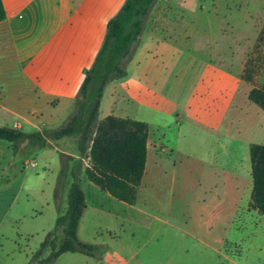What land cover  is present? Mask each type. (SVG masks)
<instances>
[{
	"label": "rangeland",
	"instance_id": "374dc122",
	"mask_svg": "<svg viewBox=\"0 0 264 264\" xmlns=\"http://www.w3.org/2000/svg\"><path fill=\"white\" fill-rule=\"evenodd\" d=\"M200 3L198 8H186H196L194 27L188 41L174 51L173 70L154 76L156 92L164 102L127 106L137 120L151 127L150 153L137 208L128 213L117 204L110 211L116 215L114 223L103 221L106 216L98 222L95 216L83 228L86 234H94L95 243H88L103 245L104 264L114 262L111 257L116 250L125 251L121 264H264V229H256L259 215L247 216L245 224L239 222L246 181L237 176L230 177L228 184L212 181L222 168L229 176L252 170L247 144L264 145V112L247 98L249 90L264 83V0ZM180 25L189 27L184 22ZM209 62L235 73L240 68L244 81L218 93L213 104L199 94ZM199 98L205 104L203 116L190 109ZM162 133H167L170 143L161 140ZM58 147L77 149L73 138L63 139ZM23 149L15 154L12 144L0 140V264H28L54 230L58 209H68L69 187L63 190L59 206L54 199L60 155L45 157L42 151ZM82 183L86 187L89 181ZM226 185H232V191ZM102 206L111 209L106 203ZM108 228L118 242L104 231Z\"/></svg>",
	"mask_w": 264,
	"mask_h": 264
},
{
	"label": "crops",
	"instance_id": "0c3cea01",
	"mask_svg": "<svg viewBox=\"0 0 264 264\" xmlns=\"http://www.w3.org/2000/svg\"><path fill=\"white\" fill-rule=\"evenodd\" d=\"M125 1L2 0L6 17L0 22V127L18 128L25 132L51 130L59 127L61 122L70 116L74 110L77 93L85 79V73L92 66L103 45L108 22L119 12ZM200 1L192 2L193 4H190V0H168L167 2L159 0L157 2L147 21L141 43L128 64V75L111 82L105 89L100 108L101 120L108 116L137 120L135 112L133 113V110L127 107L130 103L153 106L155 102H164L162 95L160 97L156 92L158 82L154 76L159 74L162 76V72L171 68L173 70L174 51L179 43L188 41L190 38L189 33L194 27L196 10L192 7H200ZM170 6L173 7L172 11L169 10ZM190 6H192L191 10L186 9ZM183 22L188 24L189 27L186 29L189 31L180 27ZM205 70H207V78L200 81L203 85L199 88V94L207 97L205 102L208 101L209 104L218 93L226 92L232 83L244 85L241 73L238 72V70L241 71L240 68L235 73L227 67L209 62L205 65ZM249 92H247V98ZM202 99L199 98V101H192L190 104V109L197 116L202 115L203 106H205ZM150 134L149 126L148 154L150 153ZM166 137L167 133L161 134V140L170 143ZM59 142L42 151L45 157L47 153L55 157L65 152L78 158L76 150L61 151L58 147ZM253 144L257 143L247 144L249 159L250 147ZM170 146L174 148L173 143ZM22 147L34 149L28 142L21 143L20 150ZM158 159H156V165L160 164ZM36 166L35 163L33 168ZM218 173H215L212 179L214 184L232 183L231 178L236 176L246 181L242 199L244 206H239L238 211L242 209L239 222L245 224L248 220L247 216L252 217L253 214H258L259 227L256 229L262 227L264 229V217L249 206L253 187L252 170L248 169L246 174L239 171L238 175L229 176L230 172L222 168ZM82 180L88 181L85 175ZM93 185L89 182L84 187L82 183L87 208L80 221L78 234L81 240L95 243L92 237L94 234L84 232L85 225L88 226L95 216L98 222L100 216H106L102 218L103 221L108 220L114 223L116 215L111 214L110 211L115 210L118 204L122 211L131 213L137 208L138 198L135 205H129L116 200ZM225 189L232 191V185L230 187L226 185ZM102 203H106L111 209H105ZM249 209L251 212H247ZM243 212L248 214L244 216ZM242 229L245 230L243 227ZM104 231L113 238L112 242H118V237L115 234L112 235L113 230L111 232L108 228ZM93 245L99 248L103 246ZM133 250V248L130 249L129 253L132 254ZM122 253L124 254L125 251L116 250L112 254L111 258L114 260L112 264H121L120 260L124 259ZM134 256L135 254L131 256V259ZM102 257L99 255L93 258L78 253H67L62 255L55 264H104Z\"/></svg>",
	"mask_w": 264,
	"mask_h": 264
},
{
	"label": "trees",
	"instance_id": "16d2710c",
	"mask_svg": "<svg viewBox=\"0 0 264 264\" xmlns=\"http://www.w3.org/2000/svg\"><path fill=\"white\" fill-rule=\"evenodd\" d=\"M158 1L126 0L110 19L103 45L85 73L74 110L63 126L35 132L0 127V140L12 144L15 154L24 142L37 151L67 138L76 142L78 158L65 152L60 154L61 170L54 197L59 206L63 190L69 187L68 209L66 212L58 209L60 213L54 230L47 234L28 264H55L67 253L93 258L100 255L99 247L84 242L78 234L87 208L80 175L85 162L84 175L89 182L118 201L129 205L137 202L147 164L149 126L142 121L115 116L101 120L100 108L106 87L128 75V64L141 43L149 16ZM5 17L0 0V22ZM248 100L264 112V83L249 92ZM250 160L253 187L249 206L264 217V145H251Z\"/></svg>",
	"mask_w": 264,
	"mask_h": 264
},
{
	"label": "built area",
	"instance_id": "2783aa9c",
	"mask_svg": "<svg viewBox=\"0 0 264 264\" xmlns=\"http://www.w3.org/2000/svg\"><path fill=\"white\" fill-rule=\"evenodd\" d=\"M27 165L28 166L30 165V166L34 167L35 166V163H28Z\"/></svg>",
	"mask_w": 264,
	"mask_h": 264
}]
</instances>
